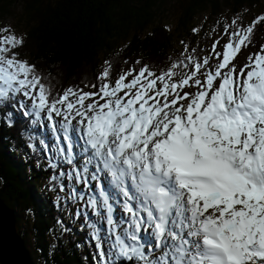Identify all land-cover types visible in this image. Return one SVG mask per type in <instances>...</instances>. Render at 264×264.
Listing matches in <instances>:
<instances>
[{"label": "snow or ice", "instance_id": "snow-or-ice-1", "mask_svg": "<svg viewBox=\"0 0 264 264\" xmlns=\"http://www.w3.org/2000/svg\"><path fill=\"white\" fill-rule=\"evenodd\" d=\"M261 21L264 16L247 28L226 29L229 41L222 53L218 41L213 45L219 63L203 81L195 77L207 58L193 62L188 74L176 72L178 64L159 75L144 66L131 80L134 70L114 84L109 66L97 77L103 81L97 91L68 88L58 99H50L35 66L12 51L23 39L0 36V104L22 93L31 101L25 115L46 113L53 130H62L64 143L61 135L56 140L63 161L73 165L69 176L88 186L86 174L95 165L91 179L106 171L123 196L129 217L123 234L102 185L100 200H88L97 215L104 210L117 259L264 264V45L238 72L232 63ZM192 86L195 92L183 91ZM53 114L62 117L58 128ZM79 156L81 167L74 163ZM98 232L93 236L100 257L109 264Z\"/></svg>", "mask_w": 264, "mask_h": 264}, {"label": "trees", "instance_id": "trees-1", "mask_svg": "<svg viewBox=\"0 0 264 264\" xmlns=\"http://www.w3.org/2000/svg\"><path fill=\"white\" fill-rule=\"evenodd\" d=\"M169 1L174 0H0V19L12 16L22 5L19 22L29 29L22 46L12 51L35 66L50 99H58L68 88L97 91L103 83L97 77L109 66L111 83L129 70L137 74L144 66L159 75L178 64L176 72L190 73L211 43L193 21L209 7L219 10L221 0H175L182 12L172 26L156 21ZM223 2L234 12L235 30L251 16L240 10L260 4V0ZM187 39L195 46L185 54L176 41ZM260 45H264V21L256 25L247 47ZM16 104L10 100L0 106V200L14 211L16 224L21 222L19 209L32 218L39 259L45 264H104L93 236L98 229L109 264H129L116 262V250L110 248L109 234L99 223H70L67 213L75 211L67 202V173L53 158L44 135L17 113ZM20 235L27 245V233Z\"/></svg>", "mask_w": 264, "mask_h": 264}, {"label": "rangeland", "instance_id": "rangeland-1", "mask_svg": "<svg viewBox=\"0 0 264 264\" xmlns=\"http://www.w3.org/2000/svg\"><path fill=\"white\" fill-rule=\"evenodd\" d=\"M219 7L220 9L217 10L216 12H214L215 10L209 7L207 11L200 12L193 21L195 28L202 31L203 34H206V36L210 39V42H211L210 44H208L206 53L203 56H201L200 59L196 60V62H200V63H202L205 58L209 60V64L203 65L200 72L197 73V76L195 77V78L201 79L202 81L204 79L203 74L208 71H212L215 68V66L219 63V60H217L215 53L213 52V45L216 44V42L218 41L219 43L216 45V51L222 53L223 45H225L229 41V35L227 33L235 31V24H233V21H235L236 23L237 20H236V17L234 15L232 8L230 6L228 7V5H226L223 2V0H221ZM22 11H23L22 5L18 4L16 8L14 9V13L12 16H8V17H5L4 19H0V36H7V35L14 34L18 38H22V39L25 38L27 34V30L29 29V26H27L25 23L19 22V15L22 13ZM181 12H182V5L179 2L175 0L169 1L165 6L161 8V11L157 14L156 21L161 24H168L172 26L176 22ZM240 12L243 14L247 12H251L250 14L251 16L246 17V24L244 25L243 28H241V29H244V28H247L249 25H251L253 21H255L258 17L264 16V0H260V4L254 5L253 7L247 6L241 9ZM4 29H7L8 31H2ZM226 29H227V33H226ZM124 43L125 41H122L120 45ZM176 46H177V49L180 50V52L187 54L190 50L194 48L195 45L191 44L189 42V39H187V40H177ZM260 46L258 48L242 47L236 59L232 62L235 65L237 72L239 71L241 67H243L248 62L247 58L250 54L256 53L260 50ZM18 59L26 61L25 59H21V58H18ZM134 76L129 77L127 79L131 80ZM196 90L197 88L195 86L186 87L183 89V91H188V92H195ZM16 95L20 102V105L21 106L23 105L22 109H24L26 112L31 113V101L27 99L26 97H24L22 93H19ZM70 99L75 100V97H70ZM87 102H91V101H87ZM1 105L4 106L5 103L0 104V106ZM17 113H19V111H17ZM20 115L24 118L27 117V115H25V112L23 111L20 112ZM53 117H54V120L57 122V128H58L59 123L62 121V117L55 116V114H53ZM78 119L79 117H77V120ZM38 120L40 121V123L37 122ZM34 121L37 122V124L40 126V130L42 132H45L46 130L48 131L49 138L51 139V145L53 142L52 146L54 147V151L56 154L54 158L59 159V161L61 162L62 170L66 168L65 170L67 172L68 171L70 172L72 170L71 167L73 166L71 164L64 162L63 157L58 152V143H57L56 137L57 135H61L60 143L62 144L63 143L62 130H60L59 132L53 130V128L50 126V122L46 118V113H41V116L39 118L35 116ZM73 124L74 125L76 124V120L73 121ZM82 157L83 156H79L78 158V160H80L79 162L74 161V163H77V167L82 166L81 165L83 161ZM48 168H49V165L44 168V171H45L44 174H46V171L48 170ZM86 175L89 177L88 173ZM71 178L73 179L72 176ZM79 183L80 184L76 187V191L74 193L81 196V198L84 200L83 203H87L90 197L97 196L96 189L90 183L88 186H86L82 181H79ZM75 208L77 207H73V209ZM80 209L82 213H84V215L88 213L90 214V216L92 217L94 216V218L98 219L97 217L98 215H92L93 213L91 211L92 210L95 211V210L91 208L88 203L87 205H83ZM100 210H102L100 211L102 212L101 213L102 216H105L104 210L102 208ZM18 211L20 214L19 218L21 222L20 224H15V226L17 227V229L19 230L21 234H23V232L27 233V235L24 236V238L26 239V243H27L26 246L35 264H45L43 260L39 259V256H41V251L37 249L35 232L32 228L33 226L32 218L29 217L27 213L20 212L21 211L20 209ZM67 214L69 215L70 212H68ZM72 217L74 219L73 220L74 223H79L80 219L78 216L77 217L72 216ZM121 234H122V231H121ZM157 253L158 251L155 250L154 256H158L159 254ZM101 261L104 262L102 259ZM137 264H139V261H137Z\"/></svg>", "mask_w": 264, "mask_h": 264}, {"label": "water", "instance_id": "water-1", "mask_svg": "<svg viewBox=\"0 0 264 264\" xmlns=\"http://www.w3.org/2000/svg\"><path fill=\"white\" fill-rule=\"evenodd\" d=\"M0 206H1L0 209H2L3 207V210L7 212V215L11 219L10 227L9 226L7 227L8 231L10 232L9 233L10 236L8 237L11 238H8L7 236H6L7 238L5 237L6 239H8L9 242L11 240V242L4 245V242L2 243V241L0 240V264H34L30 257L29 252L25 247L24 240L16 231V226H15L16 219L14 218V212L10 210L8 207H6V205H4V203L1 200H0ZM19 248L21 252L18 251ZM13 250L14 252L16 253L18 252V253L17 254L13 253ZM10 252L11 254H9Z\"/></svg>", "mask_w": 264, "mask_h": 264}, {"label": "bare ground", "instance_id": "bare-ground-1", "mask_svg": "<svg viewBox=\"0 0 264 264\" xmlns=\"http://www.w3.org/2000/svg\"><path fill=\"white\" fill-rule=\"evenodd\" d=\"M14 218L16 219V216L14 214ZM10 221V222H9ZM10 223H11V219L10 217L7 215V212H5L3 209H0V240L2 241V243L4 242V245L7 244V243H10L8 241V239H6L8 236H10V232L8 231L7 227L9 226L10 227ZM10 230V228H9ZM142 236L144 235V233L142 232L141 234ZM7 236V237H6ZM6 237V238H5ZM8 238H11V237H8ZM13 239V238H12ZM15 240V239H14ZM15 243V242H14ZM18 244V243H17ZM11 246V245H10ZM12 247V246H11ZM13 248V247H12ZM12 251V250H11ZM18 251L21 252L20 248L18 249ZM13 253H16L14 252L13 250ZM18 253V252H17ZM16 253V254H17ZM11 254V252L9 253Z\"/></svg>", "mask_w": 264, "mask_h": 264}]
</instances>
